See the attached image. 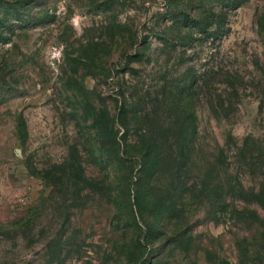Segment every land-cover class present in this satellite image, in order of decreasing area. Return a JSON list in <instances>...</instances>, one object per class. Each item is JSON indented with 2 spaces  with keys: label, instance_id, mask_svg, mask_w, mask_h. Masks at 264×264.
<instances>
[{
  "label": "rangeland",
  "instance_id": "374dc122",
  "mask_svg": "<svg viewBox=\"0 0 264 264\" xmlns=\"http://www.w3.org/2000/svg\"><path fill=\"white\" fill-rule=\"evenodd\" d=\"M0 5V264H116V222L105 192L77 193L75 175L68 181L60 170L82 118L66 87L78 82L110 109L109 96L120 102L123 92L148 118L156 107L162 121L172 108L164 88L193 76L186 92L197 122L189 175L211 192L190 211L188 248H174L154 264H236L234 238L247 226L234 208L243 204L240 190L264 172V0ZM112 22L121 24L113 30L137 34L140 58L115 51L106 80L82 67L74 72L70 59L93 52L99 26ZM78 148L72 171L81 162L95 177L96 165ZM247 155L260 166L250 170Z\"/></svg>",
  "mask_w": 264,
  "mask_h": 264
},
{
  "label": "trees",
  "instance_id": "16d2710c",
  "mask_svg": "<svg viewBox=\"0 0 264 264\" xmlns=\"http://www.w3.org/2000/svg\"><path fill=\"white\" fill-rule=\"evenodd\" d=\"M120 25L101 24L94 38V51L70 59L76 67L73 71L82 67L87 73H94V77L106 80L115 51L130 61L139 59L140 52L135 47L140 42L137 34L112 29ZM86 61L91 67L86 66ZM195 80L193 76L168 91L164 88V96L170 95L172 108L162 121L156 107L150 110L148 118L145 109L137 108L135 102L130 104L123 92L120 102L116 96H109L115 100L110 109L102 96L95 91L92 96L78 82L66 87L77 99L74 109L80 111L82 118L77 122L78 141L70 145L68 158L60 170L68 181L75 175L77 193H82L85 187L100 194L105 192L116 222V237L111 242L116 264H154L174 248L185 251L192 240L190 211L206 204L211 192L205 181H191L189 175L197 122L186 92ZM78 146L96 165L95 177L85 173L81 162L77 171H72ZM246 157L248 167L255 168L258 162L253 155ZM261 163L264 168V161ZM240 191L245 194L243 204L234 208V212L247 227L234 238L236 264H264V172L257 184ZM215 196L221 194L215 192ZM0 232H3L1 222Z\"/></svg>",
  "mask_w": 264,
  "mask_h": 264
}]
</instances>
